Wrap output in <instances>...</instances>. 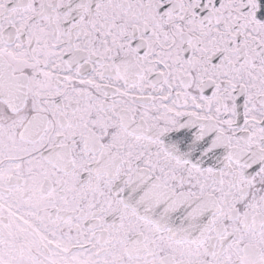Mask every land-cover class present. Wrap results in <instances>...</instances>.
I'll return each instance as SVG.
<instances>
[{
    "label": "snow or ice",
    "instance_id": "obj_1",
    "mask_svg": "<svg viewBox=\"0 0 264 264\" xmlns=\"http://www.w3.org/2000/svg\"><path fill=\"white\" fill-rule=\"evenodd\" d=\"M0 264H264V0H0Z\"/></svg>",
    "mask_w": 264,
    "mask_h": 264
}]
</instances>
